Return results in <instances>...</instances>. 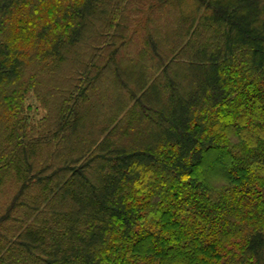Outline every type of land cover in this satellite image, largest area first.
Returning a JSON list of instances; mask_svg holds the SVG:
<instances>
[{
  "label": "trees",
  "instance_id": "trees-1",
  "mask_svg": "<svg viewBox=\"0 0 264 264\" xmlns=\"http://www.w3.org/2000/svg\"><path fill=\"white\" fill-rule=\"evenodd\" d=\"M133 1L0 0V264H264V0Z\"/></svg>",
  "mask_w": 264,
  "mask_h": 264
},
{
  "label": "rangeland",
  "instance_id": "rangeland-1",
  "mask_svg": "<svg viewBox=\"0 0 264 264\" xmlns=\"http://www.w3.org/2000/svg\"><path fill=\"white\" fill-rule=\"evenodd\" d=\"M45 1H46V4L49 2V0H45ZM34 2H36V0H34ZM39 4H41V3H38V5ZM44 4L45 3H43V5ZM133 6H139L140 9L138 11H136L135 16H129L130 18H127V21L130 22L129 26H132L135 29V31L133 32V35L131 37L132 43L130 42V44H128L127 49H125V48L122 49V52L123 53L126 52L129 56V58L131 56H135L138 54L137 50H136V44H139V42L142 41L143 36L148 32L146 29L147 24L149 25V29L155 30V27H153L151 24L148 23V20L151 17L156 18L158 20L159 27H162L164 30L162 34H165L166 31L170 30V28L174 24L175 19L178 18L180 15V12H178L177 7L175 8V11H174V9H173L174 4H168L164 0L163 1L162 0H134ZM20 8H22V6H20ZM140 11H142V12H140ZM99 24L100 23H98L97 25H99ZM96 28L98 29L97 26H96ZM76 51H77V49H75V51H73V53H70L69 60L62 64V68H61L62 72H65V71L69 70L72 66H74L75 60H76V56H75ZM119 59H121V58H119ZM127 63H128L127 61L123 62L124 65H127ZM66 74L68 76L70 73L67 72ZM67 76L62 77L63 83H65V79ZM55 79L56 78H53L49 73H47V74L44 73L41 75L40 80H44L47 82L50 80V82L52 83V80L54 82L56 81ZM32 92L29 95H27V102H28V104L32 105V107H33L32 112L34 113V116L37 117V119H38L45 112H44L43 108L40 107V105H38L39 100L37 101L35 94H33ZM206 172L209 175L208 171H206ZM209 179H211V178H209Z\"/></svg>",
  "mask_w": 264,
  "mask_h": 264
}]
</instances>
